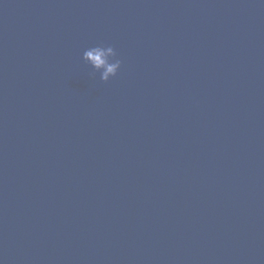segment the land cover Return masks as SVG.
I'll return each mask as SVG.
<instances>
[{"label": "water", "instance_id": "95a60500", "mask_svg": "<svg viewBox=\"0 0 264 264\" xmlns=\"http://www.w3.org/2000/svg\"><path fill=\"white\" fill-rule=\"evenodd\" d=\"M0 264H264V11L0 0Z\"/></svg>", "mask_w": 264, "mask_h": 264}, {"label": "clouds", "instance_id": "9594fccd", "mask_svg": "<svg viewBox=\"0 0 264 264\" xmlns=\"http://www.w3.org/2000/svg\"><path fill=\"white\" fill-rule=\"evenodd\" d=\"M84 60L97 69H102L101 79L108 81L119 71L122 60L117 51L111 45H96L87 48L83 56Z\"/></svg>", "mask_w": 264, "mask_h": 264}]
</instances>
